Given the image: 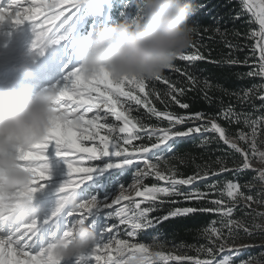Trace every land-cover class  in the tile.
Here are the masks:
<instances>
[{
  "label": "snow or ice",
  "instance_id": "snow-or-ice-1",
  "mask_svg": "<svg viewBox=\"0 0 264 264\" xmlns=\"http://www.w3.org/2000/svg\"><path fill=\"white\" fill-rule=\"evenodd\" d=\"M235 3L226 14L231 28L222 26V15L213 17V26H203V33L219 37L227 51L212 59L210 49L206 53L192 40L177 57L185 62L183 70L174 63L167 68L182 77L177 80L163 74L116 80L104 69L87 75L74 62L77 35L81 40L99 27L103 5L89 6L86 0L0 3V23L32 25L37 55L61 43L70 53L62 79L49 87L56 94V115L47 134L18 156L19 166L33 177L31 186L0 193V201L8 202L0 203V264H61L53 252L55 241H69L78 223L94 228L95 244L63 264H264V243H255L264 240V211H258L264 209V0ZM138 4L121 0L117 11L124 17L134 13L133 18ZM207 8L199 4L192 17ZM203 33L193 27V35ZM198 62L229 73L244 68L234 73L236 79L259 83L226 88L198 75ZM189 93L217 111H191ZM188 140L198 141L202 150L215 144L222 154L177 155ZM53 160L66 168L55 209L42 218L15 217L12 202L32 199L47 186ZM225 174L230 178L222 179ZM204 216L210 219H200ZM189 221L202 225L196 229L198 242L166 250L161 230L187 227ZM252 251L258 254L240 259Z\"/></svg>",
  "mask_w": 264,
  "mask_h": 264
},
{
  "label": "clouds",
  "instance_id": "clouds-1",
  "mask_svg": "<svg viewBox=\"0 0 264 264\" xmlns=\"http://www.w3.org/2000/svg\"><path fill=\"white\" fill-rule=\"evenodd\" d=\"M109 2L86 0L89 6ZM197 11L194 0H140L138 13L131 20L97 27L79 41L76 48L79 64L87 75L104 69L116 80L126 77L151 80L190 46L193 27L189 21ZM22 71L31 76L27 66ZM55 99L51 88L35 94L27 85L0 90V193L23 191L31 186L33 177L19 166L18 156L20 150L40 142L47 134L56 115ZM12 211L23 220L37 216L39 208L32 198L12 202ZM95 241L94 228L78 223L69 241H55L53 252L63 264L88 250Z\"/></svg>",
  "mask_w": 264,
  "mask_h": 264
},
{
  "label": "rangeland",
  "instance_id": "rangeland-1",
  "mask_svg": "<svg viewBox=\"0 0 264 264\" xmlns=\"http://www.w3.org/2000/svg\"><path fill=\"white\" fill-rule=\"evenodd\" d=\"M0 3H7V0H0ZM110 3L111 0L103 5L104 14L98 22L99 27L105 26ZM56 23L59 24V21ZM61 31L63 30L61 29ZM34 39L35 33L30 23H24L19 26H14L8 22L0 23V77L11 83L16 89H20L25 85L29 86L32 94L49 88L62 79L64 66L68 63L70 55L64 43L52 44L45 49L42 56L37 55V52L32 48ZM77 39L79 43V34ZM74 62L79 61L76 59ZM23 66H27L30 69V77L24 75ZM4 89L8 88L0 85V90ZM253 164L254 167H259L256 161ZM65 172L66 168L63 163L59 160L52 161L53 178L34 197V204L39 208L38 217H46L55 209L58 199L56 188L62 181ZM125 177V182H129L130 177L129 179ZM262 243H264V240H262ZM249 255H252L251 252L243 253L240 259H247Z\"/></svg>",
  "mask_w": 264,
  "mask_h": 264
},
{
  "label": "trees",
  "instance_id": "trees-1",
  "mask_svg": "<svg viewBox=\"0 0 264 264\" xmlns=\"http://www.w3.org/2000/svg\"><path fill=\"white\" fill-rule=\"evenodd\" d=\"M140 0H138V3ZM194 2L197 4V6L201 3H206L208 5L207 10L203 15H197L195 17H191L189 24L192 27H199L200 33H203V26H213L214 21L213 17L217 15L224 16V21H221L222 26H226L231 28L230 23H226L228 17L227 13L230 11L231 8L236 7L235 0H232V3L229 4V7H224L226 3H229V0H194ZM121 3V0H111L110 6L108 8V16L105 23V26L110 25L112 23H115L119 20L127 19L131 20L134 13H131L127 15L126 17L121 16L119 11L117 9L119 8ZM209 13H211L209 15ZM237 27H241L240 25H237ZM229 39H231V36H229ZM192 40L197 41L198 43H202L204 45V51L207 53V51L210 49L212 52V59H219L221 55L227 51L225 48L223 42L219 37L212 38L211 34L209 33H203L193 35ZM241 58H243V54H241ZM174 64L178 67H180L182 70L185 67V62L180 61L179 59H176L174 61ZM198 75H200L202 78H210L215 82H219L224 85V87L229 89H239L241 87H249L252 84L259 83V80H237L234 73L237 72H243L246 69L244 68H236L233 69L231 73L218 68L212 63L208 62H198ZM165 76H169L172 80L182 79V77L179 76V74L173 72L172 70L165 69L162 73ZM158 88H163L165 85L157 82ZM215 95L219 97L220 93L216 92ZM187 102H189L192 105L191 111H204L206 113H214L217 111V106H209L205 101H203L198 95L195 93H189L188 96L185 98ZM225 102H227V98L225 97ZM157 107H163L162 105H159L157 103ZM175 111H183L176 107L174 109ZM141 112H143V109H140ZM155 122V121H153ZM221 124H224V121H220ZM226 126V125H225ZM234 131V129H233ZM198 141L188 140L186 143H183L180 145L179 149L177 150V155L181 154H189L193 157H201V156H219L222 153L220 151H216V145L213 144L208 150H202L197 147ZM255 163V160L253 161ZM186 173H190L191 169H184ZM246 175L251 176V173H247ZM130 176H126L125 178L129 179ZM230 178L229 174H225L222 179ZM127 180V179H126ZM154 181L153 179L147 180V184H152ZM254 194V193H253ZM255 207V205L253 206ZM258 211H263V209H258ZM237 216L242 215V212L237 211ZM202 220L210 219L208 216L201 217ZM187 227L183 226H173V225H166V228H173L172 231L165 232L164 229L161 230V234L165 236V240L163 241L166 245V250H174L175 248H181L183 244H196L199 240L196 229L202 225L200 224H193L192 222H186ZM202 242V241H199ZM255 243H262L261 239H257ZM252 255H257V251H252ZM172 264V263H170ZM238 264V261H237Z\"/></svg>",
  "mask_w": 264,
  "mask_h": 264
},
{
  "label": "bare ground",
  "instance_id": "bare-ground-1",
  "mask_svg": "<svg viewBox=\"0 0 264 264\" xmlns=\"http://www.w3.org/2000/svg\"><path fill=\"white\" fill-rule=\"evenodd\" d=\"M0 85L6 88H12L13 85L5 80L2 79V77H0Z\"/></svg>",
  "mask_w": 264,
  "mask_h": 264
}]
</instances>
